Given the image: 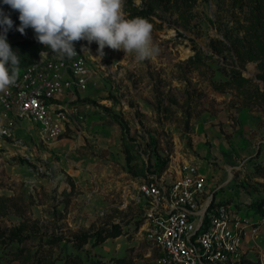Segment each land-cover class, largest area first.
I'll return each instance as SVG.
<instances>
[{"label": "rangeland", "instance_id": "rangeland-1", "mask_svg": "<svg viewBox=\"0 0 264 264\" xmlns=\"http://www.w3.org/2000/svg\"><path fill=\"white\" fill-rule=\"evenodd\" d=\"M136 17L153 25L152 58L105 47L98 60L96 42L75 43L90 69L76 92L80 129L48 140L25 120L21 141L0 137V264H163L122 192L189 166L219 199L264 216V0H178ZM7 41L17 78L40 52L57 56L31 28L10 29ZM116 223L122 234L99 241L96 232ZM243 246L242 261L264 264V224Z\"/></svg>", "mask_w": 264, "mask_h": 264}, {"label": "built area", "instance_id": "built-area-1", "mask_svg": "<svg viewBox=\"0 0 264 264\" xmlns=\"http://www.w3.org/2000/svg\"><path fill=\"white\" fill-rule=\"evenodd\" d=\"M76 52L72 58L41 57L40 52L15 84L0 93L1 138L20 140L17 131L28 127L25 120L48 140L82 127L84 114L75 99L86 86L90 69L87 58ZM214 198L206 175L189 166L176 176L130 181L120 203L141 209L139 232L159 249L163 264H240L245 237L257 235L264 216L241 203H219Z\"/></svg>", "mask_w": 264, "mask_h": 264}, {"label": "clouds", "instance_id": "clouds-1", "mask_svg": "<svg viewBox=\"0 0 264 264\" xmlns=\"http://www.w3.org/2000/svg\"><path fill=\"white\" fill-rule=\"evenodd\" d=\"M4 5L19 13L17 28L25 34L34 31L35 39L50 48L60 58L77 55L75 43L87 41L98 44L100 60L104 48L123 50L142 62L158 54L152 41L153 25L143 17L127 18L125 0H2ZM139 3V0H137ZM13 20L0 8V93L15 84L19 57L7 41ZM89 49L83 47L84 52ZM41 57L47 56L41 52Z\"/></svg>", "mask_w": 264, "mask_h": 264}, {"label": "trees", "instance_id": "trees-1", "mask_svg": "<svg viewBox=\"0 0 264 264\" xmlns=\"http://www.w3.org/2000/svg\"><path fill=\"white\" fill-rule=\"evenodd\" d=\"M142 1L144 2V6L136 5L134 0H125L124 11L128 12L131 17L148 15V14H150V13H152L158 9H170L177 3L178 0H142ZM259 11L261 13L262 9ZM260 13L255 15V18L260 19L262 16ZM10 18L13 20V22L20 23V21L17 17V14L10 15ZM17 27L18 26L12 27L11 32L16 31ZM127 157H129V156L127 155ZM214 201L219 202V203H231L230 200L219 199L217 197L216 193H215ZM237 204H240V203H237ZM138 221L140 224L142 221V218H139ZM103 231H105V232H103ZM96 234H97V238L99 239V241H104L108 237H117V236L121 235L122 234V226L119 223H116L106 230H98L96 232ZM88 236H89L88 234H85L83 237L86 239ZM0 237H2L1 233H0ZM8 239L11 241H16V240L22 241L24 239V236L22 234H12V235L8 236ZM240 264H250V263L242 261Z\"/></svg>", "mask_w": 264, "mask_h": 264}]
</instances>
